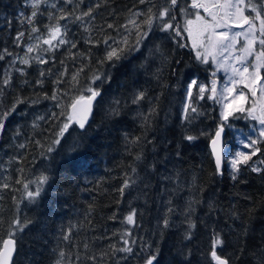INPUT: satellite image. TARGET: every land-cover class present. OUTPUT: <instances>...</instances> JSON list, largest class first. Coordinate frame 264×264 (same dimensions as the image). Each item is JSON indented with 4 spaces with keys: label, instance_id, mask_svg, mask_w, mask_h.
Wrapping results in <instances>:
<instances>
[{
    "label": "trees",
    "instance_id": "trees-1",
    "mask_svg": "<svg viewBox=\"0 0 264 264\" xmlns=\"http://www.w3.org/2000/svg\"><path fill=\"white\" fill-rule=\"evenodd\" d=\"M29 1L0 0V116L10 112L0 130V242L14 233L11 264H146L149 256L153 264H216L217 237V255L229 264H264V140L233 172L226 131L217 171L208 143L220 124L218 109L207 91L200 94L213 68L196 58L183 31L181 9L191 13L189 0L171 8L180 36L161 31L159 20L150 31L144 24L165 0L41 1L37 8ZM89 8L91 16L75 19ZM61 9L71 15L58 20ZM33 10L40 32L59 23L66 43L43 51L46 63L16 65L28 32L23 20ZM132 17L149 31L138 48ZM112 48L125 50L107 60ZM89 87L100 95L84 127L72 122L53 143L73 100L91 94ZM133 211L130 225L125 217ZM17 219L22 229L12 227Z\"/></svg>",
    "mask_w": 264,
    "mask_h": 264
},
{
    "label": "snow or ice",
    "instance_id": "snow-or-ice-1",
    "mask_svg": "<svg viewBox=\"0 0 264 264\" xmlns=\"http://www.w3.org/2000/svg\"><path fill=\"white\" fill-rule=\"evenodd\" d=\"M66 2L70 3L71 0H66ZM141 3H144L145 0H140ZM40 0H35L33 3V8H37L39 6ZM98 6V5H97ZM178 6V0H165V6H162L159 9L158 16H155L151 14L152 10L149 9V15H147V18L144 20V24L148 26V30L150 31L154 22V19L160 21V30L167 32L169 30H174L176 33V36L181 35V31L179 28V25H176L174 27L172 21L176 19L174 15L171 14V8H175ZM53 7H56L53 5ZM193 9H203L205 13L209 17H211V20L206 19L204 16L200 15L199 11H197L195 20L193 19H187L185 21V25L183 28V31L187 33V36L189 39H191L192 47L194 50H196V58L198 60H202L204 63L208 62L209 57L211 56L213 61H216V56L220 51H227L230 48H233L235 46V43L237 42V37H243L245 44L244 46L239 49L240 54L235 57L236 62H239L243 64L245 61H247L248 57L251 55H255V65H253L251 68L248 66L243 67V70L241 71L238 68L233 67L232 72L234 75L240 76V81H234V85L237 83H243L244 87L248 88L249 91L252 92L253 96L256 95V85H260L259 91L261 94V97L264 98V77H261L260 70L264 68V0H256V2H253V0H214L212 3L201 2V0H192V3L190 5ZM93 9L89 8L87 12L82 13V15L76 16V20H82L84 16H91ZM183 12L184 10L181 9ZM62 14L57 18L58 20H64L66 19L71 13H64L63 9H61ZM254 13V15H252ZM36 12L33 11L32 15L27 17V22L31 25L33 23V17L36 16ZM136 15H139L137 13ZM256 21L259 22V28L257 29ZM130 24L136 26L137 28V40H136V47L138 48L142 41H144L148 35L149 31H143L140 29L139 25L136 24L135 20H130ZM109 28H112L113 25L109 24ZM231 27H237L244 29L242 32H236L233 35H229V32L227 31H217L218 29L223 28H231ZM38 29L36 27H32V32H37ZM258 33V34H257ZM62 29L59 23L55 25L48 26V35L46 38L42 40L43 44H47L50 47L53 45V41H57L59 44H64L66 41L62 38ZM24 36L23 32L18 33L17 40L22 38ZM40 38L37 37V40ZM228 41H231V43H226ZM123 43L127 46L128 40L127 38L124 39ZM257 43L261 46V50L259 52H256V45ZM183 47L184 45H180ZM39 47V44L31 45L27 47V53H32L36 48ZM72 47H75V44L72 45ZM200 49H203V52L200 51ZM125 49L120 48H112L110 51L107 52V60H112L113 58L119 59L120 55L124 52ZM0 59H3L2 56H0ZM39 63H46L43 59L37 58ZM20 63L24 65L29 64V59L27 57L21 58ZM22 72V70H19ZM82 71V69H81ZM44 73H41L43 75ZM78 76V73L76 75H73L72 79L73 81H76ZM94 79H99V77H94ZM59 82V81H57ZM4 85H8L10 83L9 78H5L3 81ZM37 83H40V81H37ZM196 81H193L192 84L188 87V97H192V88L193 85H195ZM91 95L89 96H79L75 98L70 105L71 112L67 114L66 121L63 123L62 127L60 128L59 132L57 133V139L53 141V143H59V137H62L64 133L68 130L70 124L72 122H75L79 124L81 128L84 127L85 122L88 119V115L91 113L92 109V101L95 100V98L100 95V93L89 87L87 89ZM226 91L231 94L235 91V87L231 89H226ZM205 92V89L203 86L200 87V94L202 95ZM212 93L213 97L216 94V88H215V81H213V87H212ZM209 97V98H213ZM47 98V97H45ZM53 100L57 98V95L55 92H53V95L51 97ZM144 98V93H139L136 95L133 102H137L139 100H142ZM248 97L243 93L240 92L238 97H233V103L231 105H225V111L222 112L221 118L223 120H227L229 116H232L235 112H247L249 116H252V118L259 120L261 125H264V103H261L259 106L260 115H255L257 106L256 104H253L251 108H246L245 102L247 101ZM239 100V103H236V101ZM19 99L16 103H21ZM190 105H185V115L187 114L188 108ZM15 108V105H13V109ZM192 111L195 112L196 109L192 108ZM10 114L9 111H6L3 113L2 116H0V130H3L4 125V119ZM55 116V113H53ZM61 115H64V113H61ZM221 131H217L216 133V139L212 140V151L213 154L216 157V167L217 171L220 170V152L218 148L219 138L221 136ZM260 136L264 137V128L260 131ZM187 140L191 141L194 139L192 136H187ZM258 140H252L249 145H246V147H250L253 149L251 154H244V153H237L236 158L232 161V168L233 172H237L239 170L238 165L240 164H247L248 161L252 158V156H255L257 152L260 151L259 148L255 147L257 145ZM20 147H23V145H20ZM48 151L51 152L52 148L49 147ZM252 171L257 172L259 171L258 168H253ZM236 177L233 176V179ZM47 179V177L41 176L39 179V182L42 184ZM19 182V181H18ZM128 186V181H125L124 186L121 188V194H123L124 188ZM4 188H8V184L3 185ZM25 190H27L28 185H24ZM39 195V190L36 192H27L28 198H34L35 196ZM125 220L128 224H134L135 223V212H131L129 215L125 217ZM165 227L168 225V221H164ZM12 227L14 228H23L24 225L21 224V222L17 219L12 222ZM14 233L9 232L8 238L4 239L2 242H0V264H11V260L13 257V253L15 252L16 248V241L13 238ZM65 239H68V236H65ZM125 245L128 244V241H124ZM222 241L217 237L213 241V250L211 253L212 259L216 262V264H229V261L227 259L221 258L217 255L216 252V246L221 244ZM119 251L122 252H131L132 249L130 247H123L119 249ZM61 257H63L64 253H60ZM156 259L155 256H149L146 260V264H153V261ZM57 264H60L58 261Z\"/></svg>",
    "mask_w": 264,
    "mask_h": 264
},
{
    "label": "rangeland",
    "instance_id": "rangeland-1",
    "mask_svg": "<svg viewBox=\"0 0 264 264\" xmlns=\"http://www.w3.org/2000/svg\"><path fill=\"white\" fill-rule=\"evenodd\" d=\"M45 3L46 5H53L58 0H40V2ZM35 0H30L29 5L33 7V3ZM201 2H205V0H201ZM208 3L214 2V0H206ZM192 0H189V6L191 5ZM192 11L190 14L188 12L183 11V24L185 25V21L187 19H193L195 20V16L197 11H199L200 15L204 16L206 19L211 20V17L207 15V13L204 12L203 9H193L189 7ZM35 11V10H33ZM32 11V12H33ZM32 12L26 16L23 20L24 24L22 26L23 30L28 29L27 36L25 38V42L23 45V51L20 55L15 56L13 58V63H20L21 58L27 57L28 59H36L41 57L42 52L46 49L51 50L53 47L57 44V41H53V45L50 47L47 44H43L42 40L47 37L48 31L46 33L40 32L39 28L35 25V21L33 20V23L30 25L27 22V17L32 15ZM187 13V15L185 14ZM254 15V13L252 14ZM136 16V15H135ZM135 17H132L131 20H134ZM257 29L259 28V22L256 21ZM32 27H36L38 29L37 32H32ZM217 31H227L229 32V35H233L236 32H242L244 29L237 28V27H231V28H223L218 29ZM24 32V31H23ZM258 34V33H257ZM187 35V33H186ZM37 37L40 39L37 40ZM188 38V36H187ZM237 42L235 43V46L233 48L228 49L227 51H220L216 56V61H213L211 56L208 59V62L211 64L213 71H212V77L209 79L208 86L201 84V86L204 87L205 91L208 93V97H213L212 93V87H213V81H215V88H216V94L211 99L216 105L218 109V117L221 126L224 127L225 132L227 131V147L223 146V148L226 147V149L231 150V154L228 155L229 163L232 166V161L234 158H236L237 153H244V154H251L253 151L252 148L246 147V145H249L252 140H258V143L264 140V137L260 136V131L262 128H264V125H261L259 120L252 118V116H249L247 112H235L232 116H229L228 119L225 121L221 118L222 112L225 111V105H231L233 103V97H238L240 92H243L247 97V101L245 102L246 108H251L253 104H256L257 110L255 115L259 116V106L261 103H264V98L261 97L259 87L260 85H256V95L253 96L252 92L249 91L248 88L244 87L243 83H237L234 85V81H240L241 77L234 75L232 72V68H238L241 71L243 70V67L248 66L251 68L253 65H255V55H251L248 57L247 61H245L243 64L236 62L235 57L240 54L239 49H241L245 41L243 37H237ZM188 42L194 53L196 54V50L192 47L191 39L188 38ZM226 43H231V41H228ZM39 44V47L36 48L32 53H27V47L31 45ZM261 50V46L257 43L256 45V52H259ZM201 52H203V49H200ZM20 69V68H18ZM261 77H264V68L260 70ZM264 83V81H262ZM235 87V91L231 94H229L226 89H231ZM236 103H239V100L236 101ZM256 147V145H255Z\"/></svg>",
    "mask_w": 264,
    "mask_h": 264
},
{
    "label": "water",
    "instance_id": "water-1",
    "mask_svg": "<svg viewBox=\"0 0 264 264\" xmlns=\"http://www.w3.org/2000/svg\"><path fill=\"white\" fill-rule=\"evenodd\" d=\"M89 95H91V94H89ZM89 95H84V96L87 97V96H89ZM95 100H96V98H95ZM95 100L92 101V109H91V113H92V110H93V105H94ZM91 113L88 115V119H89ZM88 119H87V120H88ZM78 125H79V124H78ZM221 129H222V131H221V136H220V138H219V143H218V148H219L220 157H221V160H220V170H222L223 167H224L223 146H224L225 130H224V127H223V126L219 125V126L217 127V129L214 131V133H213V135H212V137L210 138L209 143H208V148H209L210 154H211V156H212V159H213L214 165L216 166V157H215V155L213 154V151H212V140H213V139H216V133H217V131H220ZM216 168H217V167H216ZM7 238H8V236L5 237L4 239H7ZM4 239H3V240H4ZM3 240H2V241H3ZM14 254H15V252L13 253V257H14ZM13 257H12V259H13ZM221 258H222V257H221ZM11 262H12V260H11Z\"/></svg>",
    "mask_w": 264,
    "mask_h": 264
}]
</instances>
